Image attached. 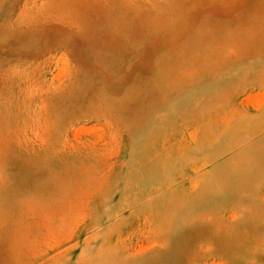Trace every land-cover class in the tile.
Wrapping results in <instances>:
<instances>
[{"label": "rangeland", "instance_id": "1", "mask_svg": "<svg viewBox=\"0 0 264 264\" xmlns=\"http://www.w3.org/2000/svg\"><path fill=\"white\" fill-rule=\"evenodd\" d=\"M0 264H264V0H0Z\"/></svg>", "mask_w": 264, "mask_h": 264}]
</instances>
